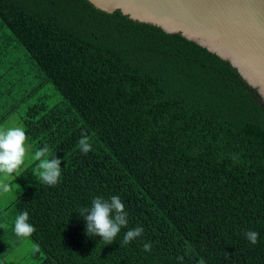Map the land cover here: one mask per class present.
I'll return each mask as SVG.
<instances>
[{"label": "trees", "instance_id": "16d2710c", "mask_svg": "<svg viewBox=\"0 0 264 264\" xmlns=\"http://www.w3.org/2000/svg\"><path fill=\"white\" fill-rule=\"evenodd\" d=\"M13 116L33 152L62 159V178L3 210L0 242L35 246L0 245V264H264V103L207 48L88 0H0V125ZM112 195L129 224L107 245L77 211ZM25 210L26 239L13 231ZM137 225L143 235L120 247Z\"/></svg>", "mask_w": 264, "mask_h": 264}, {"label": "water", "instance_id": "95a60500", "mask_svg": "<svg viewBox=\"0 0 264 264\" xmlns=\"http://www.w3.org/2000/svg\"><path fill=\"white\" fill-rule=\"evenodd\" d=\"M161 28L229 61L264 103V0H88Z\"/></svg>", "mask_w": 264, "mask_h": 264}, {"label": "clouds", "instance_id": "9594fccd", "mask_svg": "<svg viewBox=\"0 0 264 264\" xmlns=\"http://www.w3.org/2000/svg\"><path fill=\"white\" fill-rule=\"evenodd\" d=\"M78 147L84 154L91 151L92 145L86 134L82 133ZM232 159L237 160V157L234 155ZM34 161L38 163L33 169V175L40 182L55 186L61 181L62 159L55 152L46 145L33 153L30 137L23 125H0V194L12 192L14 177ZM77 213L86 221V235L101 237L107 245L117 240L122 229L128 228V212L118 195L107 199L96 196L92 199L90 207L82 206ZM29 221V212L26 210L15 217L13 231L17 237L26 239L36 232L35 226ZM143 233L144 228L140 225L128 229L120 241V247L128 245ZM245 235L252 244L258 242V232L250 230ZM151 247L150 243L143 245L145 251H151ZM179 259L183 260V257Z\"/></svg>", "mask_w": 264, "mask_h": 264}, {"label": "rangeland", "instance_id": "374dc122", "mask_svg": "<svg viewBox=\"0 0 264 264\" xmlns=\"http://www.w3.org/2000/svg\"><path fill=\"white\" fill-rule=\"evenodd\" d=\"M46 93L52 95V98L50 100L52 104L57 103L61 99V96L59 94H55L52 85H48L46 87ZM11 124H18L16 117L14 116L11 117L10 119L6 120L2 125H11ZM37 163H38L37 161H34L30 166L24 168L18 176L14 177L12 181L13 183L12 192L8 194H0V211L8 207L12 202L16 200L17 197L23 195L28 189V187L32 186L38 180V178H36L33 175V169L36 167L34 165H36ZM27 169L32 170V172L29 175H26L19 180V176L22 175V173H24V171H26ZM13 238L14 237L11 235L7 236L4 240H2V242H0V245L2 247H5L6 250H8V248H11L12 245L16 246L17 244L11 241ZM34 246L35 245L31 241L26 240L15 247L13 251L14 256H17L18 254H21L23 252H29L32 248H34ZM13 261H14L13 258L9 259V262H13ZM25 264H29V263L25 262Z\"/></svg>", "mask_w": 264, "mask_h": 264}, {"label": "crops", "instance_id": "0c3cea01", "mask_svg": "<svg viewBox=\"0 0 264 264\" xmlns=\"http://www.w3.org/2000/svg\"><path fill=\"white\" fill-rule=\"evenodd\" d=\"M7 209V207L5 208V209H2L1 211H0V214H2L3 213V210H6ZM9 225H10V223H8L7 222V218H6V216L5 215H0V236L1 235H4L5 233H7V232H9V230L11 231V227H9ZM9 227V228H8ZM9 229V230H8ZM10 233V232H9ZM9 233H7V234H9ZM12 233H13V231H12ZM6 234V235H7ZM11 234V233H10ZM3 249V248H2Z\"/></svg>", "mask_w": 264, "mask_h": 264}]
</instances>
